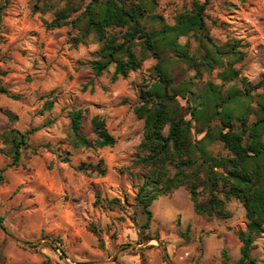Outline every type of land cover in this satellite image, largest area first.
Masks as SVG:
<instances>
[{"label": "rangeland", "instance_id": "1", "mask_svg": "<svg viewBox=\"0 0 264 264\" xmlns=\"http://www.w3.org/2000/svg\"><path fill=\"white\" fill-rule=\"evenodd\" d=\"M124 1L128 7L140 2ZM147 1L152 8L148 14L162 15L171 25L196 2H206L210 38L191 34L180 37V43H187L198 61H206L214 53V43L224 49L227 43L237 42L244 57L232 67L252 85L264 77V0ZM91 2L0 0V89H6L0 91V133L12 128L28 133V146L23 145L17 164L12 163V144L0 138V175L4 169L0 178V264H234L241 256L239 233L248 224L239 198L226 203L230 217H208L195 211L191 191L182 185L158 196L150 206V224L144 226L147 215L138 199L143 169L137 158L144 155L140 144L145 122L135 108L142 103L143 86L157 78L154 66L158 60L150 54L140 68L116 80L112 79L114 64L97 75L90 62L100 58V43L93 34L79 41L81 28L73 22ZM63 9L70 12L69 23L48 28ZM143 24L153 26L150 19ZM154 26L161 28L160 23ZM126 30L108 28L119 36ZM140 49L139 44L136 51ZM162 56L173 82L189 87L186 98L178 96L175 104L179 115L188 119V100L208 82L220 86L223 93L234 85L244 91L238 79L224 81L219 75L229 67L230 55H223L224 66L211 70L187 64L171 50ZM262 91H251L250 102L256 109ZM49 99H53L50 109L45 105ZM73 108L85 109L82 132L88 138L97 137L91 119L98 115L116 143L75 145L69 115ZM255 118L252 114L249 122ZM168 130L167 125L164 133ZM207 149L219 158L232 156L219 141ZM66 156L70 161L64 160ZM100 161L103 164L98 165ZM82 163H93L96 169L105 166L106 173L79 170ZM199 190L200 199L206 200L207 190ZM254 245L251 255L264 264V233L255 235Z\"/></svg>", "mask_w": 264, "mask_h": 264}, {"label": "trees", "instance_id": "2", "mask_svg": "<svg viewBox=\"0 0 264 264\" xmlns=\"http://www.w3.org/2000/svg\"><path fill=\"white\" fill-rule=\"evenodd\" d=\"M207 3H195L192 10L180 13L174 24H167L162 15L148 14L152 8L147 0H140L128 7L124 0H92L82 16L76 22L81 28L79 41H84L90 34L100 43V58L90 63L97 75L103 73L111 64L115 69L112 79L126 77L129 72L140 68L150 54L157 58L154 66L157 78L142 89V103L135 108V113L145 122V130L140 149L144 155L137 158V164L143 169V181L139 185L138 199L147 215L144 224L148 227L153 217L150 208L161 194H168L175 188L185 185L192 195L194 209L198 214L208 217L228 218L231 212L226 207L227 201L239 198L243 201L248 219L247 230L241 231V256L234 264H258V259L251 255L255 235L264 233V77L252 85L246 77L232 67L244 57L237 42H229L223 49L214 45V53L207 55V60L198 61L189 53V45L179 39L191 34L210 38L206 33L205 9ZM70 12L67 9L57 11L56 17L48 23V28H55L69 23ZM0 6V25L2 22ZM151 20V28L143 21ZM161 24L157 29L154 25ZM113 26L127 27L123 36L109 33ZM142 40L141 43L138 40ZM141 45L140 52L136 47ZM171 50L174 55L190 65L204 66L211 70L215 65H225L224 54L230 55L229 67L219 75L225 81L238 79L244 91L235 85L228 93H223L217 85L208 82L192 100L191 118L179 115L175 104L178 96L186 98L188 85H176L169 75L168 67L163 63V52ZM205 58V57H204ZM261 88L258 99L259 108L251 105V91ZM0 91H6L1 88ZM18 98V95H14ZM46 108L53 106V99L45 103ZM85 109L73 108L69 111L72 141L77 146H111L116 138L106 126L105 120L96 115L91 123L97 137L92 140L82 132ZM255 120L249 122L251 115ZM218 119L220 124L212 123ZM235 120L237 122H235ZM199 122L200 126L194 125ZM168 133H164L166 126ZM202 134L200 138L195 134ZM28 133H20L12 128L0 133L14 148L13 164L21 157L23 145L28 146ZM219 141L232 156L219 158L212 155L207 145ZM65 161H70L68 156ZM103 164L100 161L98 165ZM171 167L175 172L171 173ZM79 170L105 175L106 167L96 169L93 163H82ZM225 168V170H221ZM3 170L0 178H3ZM207 190L208 198L200 199L199 188ZM99 194V192H98ZM0 217V224H2ZM227 257V252H225Z\"/></svg>", "mask_w": 264, "mask_h": 264}]
</instances>
